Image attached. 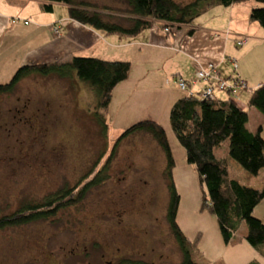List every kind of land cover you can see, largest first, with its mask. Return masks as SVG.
<instances>
[{"label": "rangeland", "instance_id": "obj_1", "mask_svg": "<svg viewBox=\"0 0 264 264\" xmlns=\"http://www.w3.org/2000/svg\"><path fill=\"white\" fill-rule=\"evenodd\" d=\"M74 2L126 27L135 19L124 0ZM15 71L0 69V84L9 83ZM96 105V93L76 77L29 76L0 95V221L8 222L0 228V264L180 263L166 219L163 151L145 133L115 147L123 130L109 125ZM227 151L225 142L219 152ZM230 162L231 178L263 187L264 169L252 176ZM98 171L104 180L76 205L27 218L30 208L42 207L60 190L80 189ZM252 215L264 220V199Z\"/></svg>", "mask_w": 264, "mask_h": 264}, {"label": "crops", "instance_id": "obj_2", "mask_svg": "<svg viewBox=\"0 0 264 264\" xmlns=\"http://www.w3.org/2000/svg\"><path fill=\"white\" fill-rule=\"evenodd\" d=\"M259 5L250 1L228 8L215 6L190 25L166 32L160 22H154L137 36L125 37L105 35L71 20L65 4H53L52 12L45 13L36 0H0V69L10 75L24 65L64 63L73 57L130 62L129 77L114 88L104 117L120 131L145 120L165 130L175 158L173 180L180 197L176 223L190 244L197 241L194 260L198 264H264V246L258 250L246 241L243 224L232 242L225 243L216 218L200 211L199 179L186 163L170 125L172 106L187 97L178 80L193 81L200 68L213 65L221 79L238 77L252 90L264 84V32L249 20L250 10ZM62 20L67 25L55 34L52 27ZM243 38L248 41L238 46ZM207 85L209 81L200 82L193 89L195 96ZM214 94L217 99L229 98L226 92ZM250 94L243 91L238 100L248 114L246 127L252 133L261 128L264 134V115L247 105ZM227 152L216 149L214 154L227 159Z\"/></svg>", "mask_w": 264, "mask_h": 264}, {"label": "trees", "instance_id": "obj_3", "mask_svg": "<svg viewBox=\"0 0 264 264\" xmlns=\"http://www.w3.org/2000/svg\"><path fill=\"white\" fill-rule=\"evenodd\" d=\"M36 1L41 3V9L45 13L52 12L53 4H65L71 20L105 35L125 37L137 36L154 22H160L168 32L173 28L190 25L195 18L215 6L228 8L250 1L264 4V0H192L184 5L174 0H124L130 14L135 18L132 26L126 27L103 19L98 13L87 12L89 6L85 3H75L74 0ZM249 20L257 22L264 32V8H252ZM130 69L131 63L128 61H105L90 57H73L64 63L24 65L15 71L9 83L0 84V95L12 93L18 83L29 76L60 79L76 77L96 93V108L106 111L114 88L128 79ZM247 105L264 115V84L253 90ZM247 123V112L231 97L209 100L193 95L176 101L170 112V125L174 136L184 150L186 163L193 167L199 179L202 195L200 211H207L216 218L225 243L232 242V237L238 232L240 225L245 224L246 241L259 250L264 246V220L254 217L252 213L264 199V185L262 188L243 185L230 177L228 169L230 161H234L252 176L258 175L264 169L262 129L252 133L247 129ZM136 133L149 135L165 155V176L169 180L166 219L181 253L178 264H198L193 258L197 241L190 244L176 223L180 197L173 180L175 158L167 134L154 121H140L120 134L115 147ZM225 142H228V158H216L214 151ZM101 173L102 171H98L80 189L60 190L47 199L42 207L30 208L27 218L54 215L59 209L76 205L90 187L104 180L105 176L102 177ZM7 223L1 220L0 228ZM121 264L150 263L124 260Z\"/></svg>", "mask_w": 264, "mask_h": 264}, {"label": "built area", "instance_id": "obj_4", "mask_svg": "<svg viewBox=\"0 0 264 264\" xmlns=\"http://www.w3.org/2000/svg\"><path fill=\"white\" fill-rule=\"evenodd\" d=\"M15 21H16L15 19L12 20V22H15ZM24 23L27 24L28 21H24ZM66 25H67V20H62L58 22L57 24H55L52 27V30H54L55 34H59L60 28ZM247 41H248V38L240 39L237 41V45L242 46ZM231 64H232L234 71H237V63L234 60H232ZM208 81H209V85H207L203 89V92L199 96L202 99L214 100L216 99L214 91H221V92L228 93L229 97L234 98L235 100L238 101L239 96L243 91H246L248 93L253 92V90L248 88L246 84L243 81H241L238 77L232 80L221 79L213 65H209L205 68L198 69L195 74L194 80L191 82H186L182 79H179L178 87L187 97H191L195 95L193 89L200 82H208Z\"/></svg>", "mask_w": 264, "mask_h": 264}]
</instances>
